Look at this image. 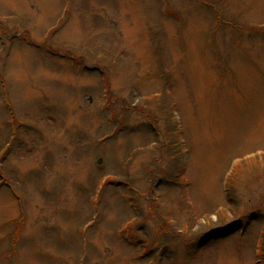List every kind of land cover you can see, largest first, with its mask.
Returning <instances> with one entry per match:
<instances>
[{
    "label": "rangeland",
    "instance_id": "1",
    "mask_svg": "<svg viewBox=\"0 0 264 264\" xmlns=\"http://www.w3.org/2000/svg\"><path fill=\"white\" fill-rule=\"evenodd\" d=\"M0 264H264V0H0Z\"/></svg>",
    "mask_w": 264,
    "mask_h": 264
},
{
    "label": "trees",
    "instance_id": "2",
    "mask_svg": "<svg viewBox=\"0 0 264 264\" xmlns=\"http://www.w3.org/2000/svg\"><path fill=\"white\" fill-rule=\"evenodd\" d=\"M226 211V210H225Z\"/></svg>",
    "mask_w": 264,
    "mask_h": 264
}]
</instances>
